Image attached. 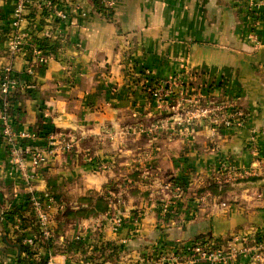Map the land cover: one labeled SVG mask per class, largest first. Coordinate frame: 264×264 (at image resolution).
<instances>
[{"label":"crops","instance_id":"1","mask_svg":"<svg viewBox=\"0 0 264 264\" xmlns=\"http://www.w3.org/2000/svg\"><path fill=\"white\" fill-rule=\"evenodd\" d=\"M29 1L20 25L32 43L45 48L43 63L10 51L17 0H0V75L9 67L24 86L11 92L9 113L16 132H35L42 118L43 126L65 135L73 149L56 151L35 168L30 153L47 151L51 141L23 140L15 162L0 118V214L7 203L33 193L70 204L139 171L137 181L107 193L106 213L78 225L93 243L109 246L101 263L89 260L77 243L73 251L64 249V232L53 222L50 236L58 241L49 249L38 244L42 258L54 264H161L158 247L179 248L198 236L225 244L243 235L252 245L256 234L264 233V191L245 181L231 184L222 197L198 191L214 178L222 184L236 170L259 168L252 145L264 155V0H110V16L99 12L104 6L98 0ZM53 2L69 20L57 23L42 13ZM135 71L154 80L187 76L192 86L211 82L215 90L206 92L219 100L228 95L242 108L243 124L190 125L173 136L162 120L164 111L142 90L143 80L130 83ZM222 162L227 172L220 170ZM171 178L183 179V192L176 188L174 196L164 188ZM169 199L175 208L167 219L160 205ZM2 226L0 218V264H18V250L5 245ZM226 264H264V259L256 263L248 255Z\"/></svg>","mask_w":264,"mask_h":264},{"label":"built area","instance_id":"2","mask_svg":"<svg viewBox=\"0 0 264 264\" xmlns=\"http://www.w3.org/2000/svg\"><path fill=\"white\" fill-rule=\"evenodd\" d=\"M29 2V0H17V6L14 11V20L11 23L10 33L12 35L8 43L9 49L12 53L25 52L30 56V61L35 60L37 63H43L44 59L41 56V51L38 46L36 47V44L30 41L29 33L26 29L21 28L20 25L22 12L26 4ZM98 2L106 8H110V0H98ZM44 9L50 10V15L55 22L62 23L67 21L66 13L63 8H60L59 6L52 7L51 4L47 3L44 5ZM30 73L31 71L26 69V74ZM23 87L24 86L21 85L19 79L12 75V71L9 67L2 70L0 75V100L2 103L0 113V118L2 120L1 132L9 143H11L14 137H17L20 140H36L38 138L37 133L34 131L16 132L14 127L15 122L9 113L11 92L16 89H22ZM227 125L229 126L231 123L227 121ZM47 138L51 141L50 148H48L47 151H34L30 153L31 164L35 168L43 167L56 151L70 152L73 149V143L66 139L63 134L51 133ZM19 153L20 152H11L12 159L15 162H18L19 159H14V156H18ZM227 167L228 166L224 162L220 164L221 171L227 172ZM25 177L28 181L34 179L32 174H26ZM164 188L172 191V195H177L178 191L176 188H172L169 183H167ZM41 196L37 197L34 194H31L30 204L42 237L49 238L51 237L49 228L50 223L52 222V215L49 212V206L53 203V200L52 197L47 194H43L42 198ZM46 205L48 206L46 207ZM173 205H175V203L172 199H169L160 205V213L162 217L169 214V209ZM118 224L119 222L117 221L116 225ZM37 239L38 237L34 234H29L23 239V244H25L30 251V255L23 254L25 264H54L50 258H42L40 254V246L36 241ZM204 241L205 243L201 245H189L182 253L171 251L167 254H160L161 264H195L199 260H206L210 264H226L231 260L234 261L240 257H247L248 255H251L253 261L256 263H259L264 259V237L258 238L255 236L253 242H251L252 245H250L249 239L243 235H234L225 244L220 243L215 239H205ZM213 245L218 246V248H212Z\"/></svg>","mask_w":264,"mask_h":264},{"label":"rangeland","instance_id":"3","mask_svg":"<svg viewBox=\"0 0 264 264\" xmlns=\"http://www.w3.org/2000/svg\"><path fill=\"white\" fill-rule=\"evenodd\" d=\"M133 74L136 75L133 76ZM133 74L128 76L130 83L135 84L137 83V80H143V83H141L142 90L147 93L150 98L155 100L157 106L160 107L162 111H164L162 120H165L166 123L171 125V128L174 132L173 136L179 135L180 131H182L186 127H190V125L206 124L210 126V128L229 129L234 128V126H240L243 124L244 112L240 110L242 108L235 104L233 100L228 98V95L224 96L225 99L219 100L218 97H214L215 95H209L210 93H207L209 91L213 92L215 90V87L211 85L213 84L211 82L204 83L203 81H201L197 83L196 86H192L190 85V78H188L187 76H183V78L178 79V77L172 75L171 78L167 80H154L147 76V74H145V72L143 71H135L133 72ZM181 74L182 73H178L177 76H180ZM202 92H206V94H208L206 98L203 97L204 99L202 98ZM227 121H229L231 125L228 126ZM17 141V143L14 142L15 144L13 146H11L13 143H10V152L22 153L20 151V148H22L21 146L23 140L17 139ZM16 145L20 148H17ZM252 147L251 148L253 149L255 154L254 160L260 163L258 165L259 168L255 170L253 168H247L248 171L245 169L236 170V175L232 177V180H230V178H226L225 182H223L222 184L228 183L231 186V184L236 185L246 180L243 184L244 186H255L254 188L264 191V155H259V152L256 153V150L254 149L255 146L252 145ZM20 153L18 156H14V159H20ZM50 158H54V155H52ZM134 172L139 173V171ZM250 178H258V180L256 179L255 181H250ZM120 189H122V186ZM45 194L49 195L48 193ZM41 195L43 196V194ZM52 200L53 203H51V205L49 206V212L52 215V222L53 224L57 225V227H61V231L64 232L63 237L68 250L73 251L75 243H77L76 247L85 249V251L83 252H85V254L87 255L86 257L89 258V260L97 261L100 257L104 259L103 248L105 247L104 249H109V246L104 244L100 245V243H93L95 242V238H92L89 231L82 227L78 228V225L82 220L73 221L72 223H66V221L59 220L57 221L54 208L55 206L63 208L64 204L58 202V200H56L54 197L52 198ZM69 205L80 207L83 205V203L78 202L77 200L71 202ZM47 206L48 205H46V207ZM31 215L36 220L32 209ZM14 224L15 228L20 231L21 221L15 218Z\"/></svg>","mask_w":264,"mask_h":264},{"label":"trees","instance_id":"4","mask_svg":"<svg viewBox=\"0 0 264 264\" xmlns=\"http://www.w3.org/2000/svg\"><path fill=\"white\" fill-rule=\"evenodd\" d=\"M52 7L58 6L57 2H53ZM65 10V9H63ZM100 13H102L105 16H110V10L109 8L103 7L99 10ZM42 13L44 15H47L50 13L49 9H43ZM66 18L69 20L70 15L65 10ZM3 18L2 13L0 11V26L2 25ZM39 50L45 49L43 45H38ZM17 77V76H16ZM18 78V77H17ZM27 78V77H26ZM27 80V79H26ZM28 84L29 81L27 80ZM26 82V83H27ZM27 84V85H28ZM1 100H0V113H1ZM15 122V120H13ZM44 120L41 118L40 121H38L36 125L35 132L38 135V138H45L49 134L54 132V129L47 128L43 126ZM141 175L136 172H132V174L126 178V180H115L110 183L106 187L103 188L102 194H99L97 192L90 191L87 195L84 197H81L78 199V202H82L83 205L80 207L70 206L69 204H65L63 208H59L58 206H55L54 212H56L57 221H66V223L73 222V221H80L86 218L90 217H96L101 214H104L109 209V200L107 197V193L110 192L111 194L116 193L122 185H126L127 183H132L134 181H137ZM215 179V178H214ZM211 180L205 186H203L201 189H199L198 194H210L214 197H222L225 195L227 190L230 188V185L228 183L225 184H217L215 181ZM258 180V178H250V181ZM246 181V180H245ZM126 182V183H125ZM172 188H178L180 192H183V190L186 188V183L183 181L182 178H171L168 182ZM261 191V190H260ZM138 190L132 189L131 193L136 195ZM35 196L39 197L40 195L34 194ZM30 199L31 195L28 194L22 200L18 203H7V208L1 211L0 218L4 221V229L3 233L6 235L5 239V245L7 247H13L18 250L19 256L17 259L18 264H22L24 259L22 257V254L30 255L29 248L23 244V239L27 237L29 234H34L38 237L36 240L38 244L43 246L46 249L51 248L55 243H57L58 238L57 237H49L44 238L41 235V232L38 227V223L35 220V218L31 215V209H30ZM175 206L170 207V212L167 214V219L169 218V215L171 211H173ZM17 218L19 221H21V230L18 231L15 228L14 219ZM5 228H7V231H5ZM258 238H263L264 233H258L256 234ZM205 239H212L210 236H198L195 238L190 244L184 245L182 247H171L166 245H161L158 247L159 254H167L171 251L175 253H182L184 252L185 248L189 245H201L205 243ZM212 248H218V246L213 245ZM64 249H66V244ZM98 249V248H97ZM124 247L119 248V254L124 253ZM64 253L63 251H61ZM98 263H101L102 257L98 258Z\"/></svg>","mask_w":264,"mask_h":264}]
</instances>
